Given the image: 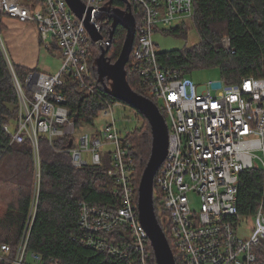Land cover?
Returning <instances> with one entry per match:
<instances>
[{
	"label": "built area",
	"instance_id": "1",
	"mask_svg": "<svg viewBox=\"0 0 264 264\" xmlns=\"http://www.w3.org/2000/svg\"><path fill=\"white\" fill-rule=\"evenodd\" d=\"M80 1L92 9L90 23L102 40H91L83 19L71 12L65 0H0V13L18 23L34 25L42 50L49 52L54 43V56L61 63L54 74L30 72L23 85L14 75L19 112L14 130L9 125L3 129L11 135V142L30 140L35 188L40 181V135L49 141L71 137V146L65 151L76 168L100 165L102 155H106L119 204L101 208L80 203L78 225L84 231L80 242L112 257L129 258L133 264H151L150 242L138 217L134 162L123 141L129 131L122 136L113 115L121 102L105 101L98 113L100 118H110L105 132L90 135L76 130L65 97L57 91L67 74L89 94L105 91L91 62L93 50L107 39L102 31L108 33L109 14L118 7L110 4L112 0ZM128 1L135 10L134 18L140 16L128 61L130 69L148 91L150 97H144L156 106L159 103L168 131L167 154L154 177V186L164 213L159 224L169 235L177 264H264V78L195 84L180 70L160 64L152 41L157 29L190 19L193 0ZM222 45L230 49L227 37ZM245 170H256L261 176V198L254 214L247 217L239 214L236 204L239 176ZM33 199L12 264H45L34 253L29 254V261L26 259L37 188ZM195 202L198 207L192 206ZM244 222L251 225L247 226L249 233L242 236ZM116 230L121 234L119 242L111 237ZM9 253V246L0 245V259ZM49 264L57 263L50 260Z\"/></svg>",
	"mask_w": 264,
	"mask_h": 264
},
{
	"label": "trees",
	"instance_id": "2",
	"mask_svg": "<svg viewBox=\"0 0 264 264\" xmlns=\"http://www.w3.org/2000/svg\"><path fill=\"white\" fill-rule=\"evenodd\" d=\"M22 2L26 3L27 0ZM112 4L122 9L126 7L117 0H112ZM132 11L135 12L134 8ZM2 18L0 13V32L4 27ZM135 19L138 31L140 16L136 15ZM188 20L192 21L199 42L181 50L157 52L160 64L180 70L184 75L199 68L217 67L221 80L226 83L240 82L249 77L264 78V0H193V16ZM188 20L165 27L162 31L186 36ZM102 33L107 37L106 29ZM125 34L122 27L116 28L107 53L111 63L120 53ZM223 36L229 40V50L221 46ZM55 51L53 43L49 53ZM99 52V49L93 50L92 65ZM7 59L0 43V245L10 248L9 256L0 259V264H12L21 235L28 224L36 188L37 203L29 227L27 261L30 260L29 254L34 253L45 264H49L50 260L57 264H133L129 258L112 257L105 251L94 250L80 242L84 234L78 225L80 203L101 208H112L119 204V197L115 194L116 184L108 174L110 163L106 155H102L100 165L76 168L71 165L70 153L65 151L70 148L71 137L59 136L49 141L45 135H40V181L35 188L34 150L30 140L11 142V135L3 126H15L19 112V100L8 61L21 85L30 72L37 70L16 66ZM125 69L131 89L146 96L129 62ZM57 91L65 97L69 119L74 122L77 131L92 127L105 101L113 100L103 90L89 94L78 86L70 74L64 76ZM136 113L141 118V124L130 130L123 141L127 143L128 154L134 162L137 200L138 184L150 156L152 137L148 121L141 113ZM260 198L261 176L258 171L241 172L236 201L239 214L252 216ZM153 201L160 223L164 213L156 186ZM165 235L170 244L168 233L165 232ZM111 237L117 242L121 241L120 231L112 232ZM148 249L151 264H155L149 243ZM174 258L177 264V257Z\"/></svg>",
	"mask_w": 264,
	"mask_h": 264
},
{
	"label": "water",
	"instance_id": "3",
	"mask_svg": "<svg viewBox=\"0 0 264 264\" xmlns=\"http://www.w3.org/2000/svg\"><path fill=\"white\" fill-rule=\"evenodd\" d=\"M117 1L125 4L126 10L114 8L111 14H109L111 24L108 29L107 39L99 48L100 53L94 60L93 68L97 75V81L104 87L105 92L110 97L131 106L148 121L152 141L150 156L138 184V217L147 233L155 264H175L173 252L158 222L153 201L154 177L164 161L168 149L167 126L158 107L148 98L135 93L128 85L125 66L129 61L134 43L136 21L129 1ZM65 2L77 18L83 19L91 40L93 42L102 40L103 36L90 23L92 9H86L80 0H65ZM102 11L106 12V10ZM83 14H85L84 18ZM118 26L122 27L126 31V34L117 59L111 63L107 57V53L112 45L113 36ZM8 64L14 77V72L9 61ZM69 146H71V142Z\"/></svg>",
	"mask_w": 264,
	"mask_h": 264
},
{
	"label": "rangeland",
	"instance_id": "4",
	"mask_svg": "<svg viewBox=\"0 0 264 264\" xmlns=\"http://www.w3.org/2000/svg\"><path fill=\"white\" fill-rule=\"evenodd\" d=\"M4 17V16H3ZM176 22L173 23L172 26H176ZM161 28L159 30H156L152 35V41L155 45V49L157 52H164V51H172V50H181L185 47L194 46L199 42V37L196 33L195 28L193 27V23L191 20H188L186 22V36H180V35H174V34H167V32L162 31ZM3 30L0 32V37L2 38L3 43V49L5 51L6 44L3 40ZM225 36L221 39V46L222 42L224 40ZM8 50V48L6 47ZM45 52V51H44ZM100 53V52H99ZM47 54V57L43 63H41L40 69L48 74H54L58 71L60 68V60L58 57L54 56L53 53L45 52ZM8 57V56H7ZM42 57L40 61H42ZM8 60V59H7ZM186 77L191 79L195 84H204L208 81H214V82H221V76L219 69L217 67H209V68H199L196 70H192L191 73L187 74ZM146 96H149L148 91H145ZM150 97V96H149ZM157 106L159 107V103H157ZM114 119H115V125L117 130L120 131V134L122 136L127 132L135 127L139 126L141 124V118L136 113V110H134L131 106L121 103L120 107L114 110L113 112ZM110 120V118L104 119L100 118L99 116L95 118L94 124L92 127L85 130L88 134L92 135V133L100 132L102 135L105 132L106 123ZM10 130H14V125L10 126ZM75 137H78V134L75 135ZM110 148V146H108ZM194 207H198V204L195 202V204H192ZM251 223H243L242 224V230L240 231V234L244 236V234H248L249 230L247 226L249 227ZM9 256V254L4 255L3 257L6 259ZM1 261V260H0Z\"/></svg>",
	"mask_w": 264,
	"mask_h": 264
},
{
	"label": "crops",
	"instance_id": "5",
	"mask_svg": "<svg viewBox=\"0 0 264 264\" xmlns=\"http://www.w3.org/2000/svg\"><path fill=\"white\" fill-rule=\"evenodd\" d=\"M2 24L4 25L3 40L8 48L7 50L5 47V55L8 59L16 66L45 73L40 66L48 57L40 46L35 26L18 23L6 17L2 18ZM1 39L0 37L3 46ZM41 57L42 61H40Z\"/></svg>",
	"mask_w": 264,
	"mask_h": 264
}]
</instances>
